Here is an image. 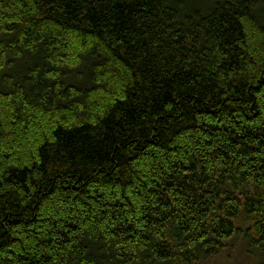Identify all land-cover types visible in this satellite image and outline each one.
<instances>
[{
	"label": "trees",
	"instance_id": "trees-1",
	"mask_svg": "<svg viewBox=\"0 0 264 264\" xmlns=\"http://www.w3.org/2000/svg\"><path fill=\"white\" fill-rule=\"evenodd\" d=\"M264 258V0H0V264Z\"/></svg>",
	"mask_w": 264,
	"mask_h": 264
},
{
	"label": "rangeland",
	"instance_id": "rangeland-1",
	"mask_svg": "<svg viewBox=\"0 0 264 264\" xmlns=\"http://www.w3.org/2000/svg\"><path fill=\"white\" fill-rule=\"evenodd\" d=\"M208 264H264V258L248 255L241 240L231 241L226 250Z\"/></svg>",
	"mask_w": 264,
	"mask_h": 264
}]
</instances>
